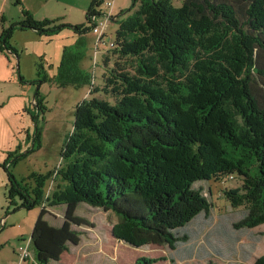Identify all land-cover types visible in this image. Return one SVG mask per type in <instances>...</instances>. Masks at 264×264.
I'll use <instances>...</instances> for the list:
<instances>
[{
    "label": "trees",
    "instance_id": "trees-1",
    "mask_svg": "<svg viewBox=\"0 0 264 264\" xmlns=\"http://www.w3.org/2000/svg\"><path fill=\"white\" fill-rule=\"evenodd\" d=\"M103 3L90 0L86 23L76 25L36 19L21 7L23 19L0 34V50L14 52L7 40L15 28L49 37L66 27L77 34L74 44L63 48L54 78L38 65L33 99L38 113L47 109L39 91L43 83L91 87V97L75 108L57 168L34 174L36 184L28 187L13 176L9 159L15 162L34 148L9 153L0 165L15 209L41 206L30 235L37 263L59 261L69 244L80 243L82 233L73 226H92L76 214L80 203L113 214L111 234L117 240L175 250L189 239L185 225L201 214L210 216L212 202L201 186H193L198 181L236 176L239 184L222 194L246 214L232 227L264 225V107L252 87L256 77L264 78L258 63V53L264 54V0H183L179 7L170 0H133L119 13L113 6L108 27L114 21L119 27L114 40L108 41L105 31L106 43L99 47L105 72L98 88L94 72L91 76L80 63L91 58L86 34ZM91 48L95 67V41ZM99 91L111 100L92 95ZM39 135L38 130L34 143H40ZM48 180L54 187L46 193ZM59 205L65 210L54 226L46 215L48 207ZM160 260L165 258L141 256L131 264ZM253 264H264V256Z\"/></svg>",
    "mask_w": 264,
    "mask_h": 264
},
{
    "label": "rangeland",
    "instance_id": "rangeland-1",
    "mask_svg": "<svg viewBox=\"0 0 264 264\" xmlns=\"http://www.w3.org/2000/svg\"><path fill=\"white\" fill-rule=\"evenodd\" d=\"M170 1L175 7H179L183 0ZM89 2L90 0H22L21 5H16L11 0H0V34L2 30L23 19L21 7L36 19L59 18L58 23L84 24ZM132 3L133 0H115V7L119 11H125ZM104 8L103 4L101 10ZM122 17L124 15L119 20ZM100 19L103 17L98 16L97 20ZM118 27L119 21L109 25L106 30L108 41L115 39ZM86 35L87 54L91 58L85 56L80 65L91 76L92 71L94 72L93 87L101 88V75L105 72L101 51L96 55L97 65L94 67L91 46L95 41V34L89 31ZM76 36L72 28L66 27L49 37L39 35L29 28H15L7 40L15 52L10 49L0 50V165L9 153L16 156L34 148L15 162H12L13 157L9 159V169L21 186L34 187V174H45L60 165L61 150L72 129L75 108L83 99L91 97V87L88 85L61 88L48 81L39 87L40 93L45 96L47 109L38 113L34 108L33 99L38 90L37 80L40 79L37 75L38 65L43 67L42 74L54 78L63 48L72 46ZM262 54L258 53V63L264 67ZM19 76L23 78V82H20ZM255 79L253 93L259 107L263 108L264 78ZM92 95L110 99L102 91ZM38 130L39 144L34 143ZM239 182L234 176V179L223 177L218 181H198L193 184L194 187L201 186L203 193L212 202L210 216L203 218L204 214H201L185 225L184 233L189 239L180 243L175 250L167 245L155 244L137 248L117 240L111 234V228L116 222L115 216L100 208L80 203L76 214L88 219L92 226L74 225L73 228L82 233L80 243L69 244L68 251L59 261H50L48 264H131L141 256L165 258L155 264H205L209 259L216 264H253L257 257L264 256V225L253 229H234L232 223L241 219L246 214V209L232 207L222 194V190L236 187ZM53 187L52 180L46 181V193ZM209 188L212 192L210 195ZM7 195L8 179L0 166V264H38L31 243L30 257L23 261L20 260L18 247L25 246L30 241L41 206L15 209ZM16 201L20 202L18 196ZM64 210V205L48 207L46 219L50 224L58 226Z\"/></svg>",
    "mask_w": 264,
    "mask_h": 264
},
{
    "label": "built area",
    "instance_id": "built-area-1",
    "mask_svg": "<svg viewBox=\"0 0 264 264\" xmlns=\"http://www.w3.org/2000/svg\"><path fill=\"white\" fill-rule=\"evenodd\" d=\"M103 4L105 8L101 10L100 13L102 14L98 15V16H102L103 19L97 20L98 16L96 18L95 16L92 17V20H94V26L92 28V32L95 34V47H96L95 48L96 50L94 51V58L95 55L99 52V47L105 45L106 43L104 35L108 27L109 18L111 17L112 14L111 10L114 6V0H107ZM109 45H112V43H109ZM29 245H30V241L25 246L18 247L20 260H25L30 257Z\"/></svg>",
    "mask_w": 264,
    "mask_h": 264
},
{
    "label": "crops",
    "instance_id": "crops-1",
    "mask_svg": "<svg viewBox=\"0 0 264 264\" xmlns=\"http://www.w3.org/2000/svg\"><path fill=\"white\" fill-rule=\"evenodd\" d=\"M118 9L115 7V0H114V12H117ZM119 11V10H118ZM64 213V212H63ZM62 222V221H61Z\"/></svg>",
    "mask_w": 264,
    "mask_h": 264
}]
</instances>
